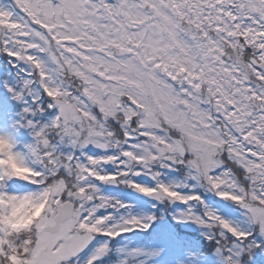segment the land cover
I'll return each mask as SVG.
<instances>
[{"label":"snow or ice","instance_id":"6c2138e0","mask_svg":"<svg viewBox=\"0 0 264 264\" xmlns=\"http://www.w3.org/2000/svg\"><path fill=\"white\" fill-rule=\"evenodd\" d=\"M0 56V264H264V0H0Z\"/></svg>","mask_w":264,"mask_h":264},{"label":"rangeland","instance_id":"374dc122","mask_svg":"<svg viewBox=\"0 0 264 264\" xmlns=\"http://www.w3.org/2000/svg\"><path fill=\"white\" fill-rule=\"evenodd\" d=\"M4 2H7V0H4ZM3 62H4V57L0 56V63H3ZM25 70H26V66H25ZM12 71L15 74L16 70L13 69ZM52 112L54 114L55 109H53ZM45 115H47V114H45ZM86 154L100 156V155H104V154H116V151L114 149H109L107 153H102L101 150L94 149V148H91V146H89V149L86 150ZM118 171H119V169L115 168L113 165H104V166H102L100 174H113L114 175ZM154 171H159L161 173V182L177 183L180 181V177L178 175L172 174L168 169H160L158 165L154 166ZM167 171H169V172L167 173ZM132 182L143 183L144 186H148V187H153L155 185V181L151 180V178L149 176L133 177ZM20 183H22V182H20ZM189 183H191V182H189ZM95 186L97 187V189L99 190L101 195H103L109 199L116 200L118 198V200H120L122 198L121 197H115L114 198V196H112V194L107 193L106 189H104V188H113V189H119L120 188V190L129 192L128 194H131L132 196H135L138 199L142 198L143 200H146L148 202L150 200V198L144 197L142 194L136 193L134 190L129 189L125 184H121V183L102 184L100 182H95ZM182 191H184L185 194H187L186 189H182ZM205 195L207 197L206 203H208L212 208H214L218 214H220L223 218H225L229 221L237 222V220L239 218V213L233 211L235 206L232 205L231 202L219 201L218 198L215 197L211 193H206ZM124 203L132 205L134 208L145 209V208L141 207L138 203H136V204L132 203L131 200H128ZM171 207H177L178 208L179 206L172 205ZM102 211H104L105 213L112 212L111 209L102 210ZM113 217H114V221H118V214L117 213H113ZM128 235H131V234H128ZM103 238L104 237H97L96 240H94L88 246V248H86L83 252H81L79 254L78 259H79L80 264H84V261L88 257L86 255H89V253L92 251V249L94 247H98L99 245L104 244L106 242L107 238H104V239ZM117 240H120V238H117ZM109 242L111 243V241H109ZM109 242H108V244H109ZM207 243H208L207 241H204L205 245H207ZM117 247L119 248V244H117ZM206 251H207V249H206ZM113 253H115V252H112V254ZM111 261H113V256L109 252L108 254L103 255L101 259L97 260L96 264H109V262H111ZM69 264H74V261H69Z\"/></svg>","mask_w":264,"mask_h":264},{"label":"trees","instance_id":"16d2710c","mask_svg":"<svg viewBox=\"0 0 264 264\" xmlns=\"http://www.w3.org/2000/svg\"><path fill=\"white\" fill-rule=\"evenodd\" d=\"M48 118L50 119L51 117H48ZM42 122H44V121H42ZM168 172L169 171H167V173ZM104 189H106V192L107 193L112 194V196H114V198L115 197H121L122 199H120V200L122 202H126L128 200H131L132 203H135V204L138 203L143 208H146L148 206V201L143 200L142 198L141 199H138L137 197L132 196L131 194H128L129 192L120 190V188L119 189L104 188ZM116 200H118V198ZM109 248L111 249L110 253L113 256V261L109 262V264H114V262L117 260V256H116L117 253L122 252L123 251V248H121L120 245H119V248H118L117 247V244L116 245H113L112 242L111 243L109 242ZM112 252H115V253L112 254ZM86 256H88V255H86Z\"/></svg>","mask_w":264,"mask_h":264}]
</instances>
